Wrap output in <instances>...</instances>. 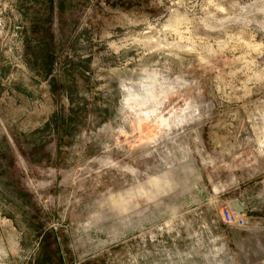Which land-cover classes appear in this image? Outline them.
Listing matches in <instances>:
<instances>
[{
    "label": "rangeland",
    "instance_id": "obj_1",
    "mask_svg": "<svg viewBox=\"0 0 264 264\" xmlns=\"http://www.w3.org/2000/svg\"><path fill=\"white\" fill-rule=\"evenodd\" d=\"M0 264H264V0H0Z\"/></svg>",
    "mask_w": 264,
    "mask_h": 264
},
{
    "label": "built area",
    "instance_id": "obj_2",
    "mask_svg": "<svg viewBox=\"0 0 264 264\" xmlns=\"http://www.w3.org/2000/svg\"><path fill=\"white\" fill-rule=\"evenodd\" d=\"M242 215L243 213L242 214L235 213V211L232 210V208L230 207L229 209L225 211L222 217L226 223L236 225L238 220L244 221V219L242 218Z\"/></svg>",
    "mask_w": 264,
    "mask_h": 264
},
{
    "label": "water",
    "instance_id": "obj_3",
    "mask_svg": "<svg viewBox=\"0 0 264 264\" xmlns=\"http://www.w3.org/2000/svg\"><path fill=\"white\" fill-rule=\"evenodd\" d=\"M230 206L232 210L240 213H244L246 211V207L244 204H242L238 199L232 200L230 202Z\"/></svg>",
    "mask_w": 264,
    "mask_h": 264
}]
</instances>
